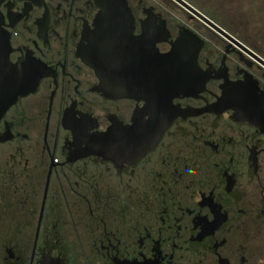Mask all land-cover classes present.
Instances as JSON below:
<instances>
[{
  "label": "flooded vegetation",
  "instance_id": "flooded-vegetation-1",
  "mask_svg": "<svg viewBox=\"0 0 264 264\" xmlns=\"http://www.w3.org/2000/svg\"><path fill=\"white\" fill-rule=\"evenodd\" d=\"M171 1L186 20L145 0H0V93L17 94L0 198L33 238L13 264L264 262V0ZM147 40L177 50L181 92L127 80Z\"/></svg>",
  "mask_w": 264,
  "mask_h": 264
},
{
  "label": "water",
  "instance_id": "water-1",
  "mask_svg": "<svg viewBox=\"0 0 264 264\" xmlns=\"http://www.w3.org/2000/svg\"><path fill=\"white\" fill-rule=\"evenodd\" d=\"M178 2H180L182 5L190 8L183 0H177ZM111 12H102V15L104 18L107 17L109 18L111 15ZM126 14V13H125ZM158 41V39L156 40ZM137 42H135L134 44H129L130 46H133L136 44ZM137 45H141V44H137ZM181 45V44H180ZM142 48L144 47L145 50L144 52L141 51L140 55L139 53H137L136 55L139 57H136L137 61L136 62H141V70L138 71L136 74H132L129 75V77L127 78V80L130 81V83L132 84H136L137 88L139 86L140 83L145 84L146 82V88L147 91H149L151 88L150 86L152 84H154L156 86L157 91H171L174 90V93L176 92H181L182 88L181 85H177L175 82L176 79H182V75H179L176 72V69L174 68V62L176 61L175 59V55L177 53V50H172L171 52H169L168 54H160L159 51L156 48V44L153 41L147 40L145 43H142ZM91 47H88V51L86 53V58H87V62L91 65V66H96V63L94 62V58L91 52ZM244 50L248 51L246 48L242 47ZM249 52V51H248ZM146 54V57H144V55ZM99 62V61H98ZM144 63L146 64V67H144ZM196 63V60H195ZM139 69V67H138ZM142 71V72H141ZM120 72H118V74H116L115 76H109V75H103L102 79L105 81V85L106 88L109 89V91H113V89H115V87L113 88H109V84L110 82H112L115 80V83L118 84V79L121 76L122 78H124L123 74H119ZM120 75V76H117ZM118 82V83H117ZM126 89H120L118 90V93H125V94H130L131 95V91H127V93L125 92ZM155 90V89H154ZM117 91V90H116ZM15 96H17V94H8V93H0V104L4 105V106H0V111L1 109L3 111H5L8 107L7 102L9 105L13 104ZM11 103V104H10ZM6 105V106H5ZM41 224V223H39ZM39 229H40V225H39ZM38 239V238H37Z\"/></svg>",
  "mask_w": 264,
  "mask_h": 264
},
{
  "label": "rangeland",
  "instance_id": "rangeland-1",
  "mask_svg": "<svg viewBox=\"0 0 264 264\" xmlns=\"http://www.w3.org/2000/svg\"><path fill=\"white\" fill-rule=\"evenodd\" d=\"M194 4L195 6L199 8L205 9L206 12H210V8L208 7L207 3L203 0H187ZM146 4L148 6H157L160 7L168 18L172 17L174 14L178 15L180 18L186 20V15L179 9L176 8V4H174L171 0H145ZM216 18H218L213 12H211ZM243 21L246 22L247 20L245 17H242ZM224 21V20H223ZM235 29H240L236 27ZM242 37L244 38H252L254 35L253 31L250 29H243L241 32ZM0 165L4 168H10L11 161H10V150L5 148L0 149ZM8 182L7 179H5L4 175L0 173V185L2 183ZM1 189V188H0ZM12 208L9 206H6L4 200L0 198V218H9V220H0V264L4 262V257L6 255L5 247L8 246H27L30 241L33 240V238L30 237H24V236H16L13 231V226H15V223L11 222L10 219L12 218L11 213ZM2 215V216H1ZM22 226H26L29 223L26 222H20ZM33 224V223H32ZM250 224V223H249ZM36 225V223H34ZM27 228V226H26ZM25 229V228H24ZM250 229L254 232L258 233L259 241L257 242V257L259 258V261H264V221H256L255 223L250 224ZM264 262H260L259 264H263Z\"/></svg>",
  "mask_w": 264,
  "mask_h": 264
},
{
  "label": "trees",
  "instance_id": "trees-1",
  "mask_svg": "<svg viewBox=\"0 0 264 264\" xmlns=\"http://www.w3.org/2000/svg\"><path fill=\"white\" fill-rule=\"evenodd\" d=\"M15 246L13 245L10 247V246L6 245V247H5L6 255L4 257V263L3 264H13V262L16 261V258L20 256L18 254Z\"/></svg>",
  "mask_w": 264,
  "mask_h": 264
}]
</instances>
